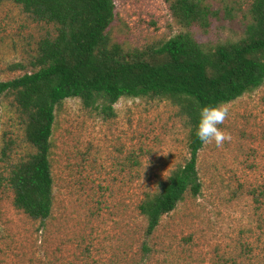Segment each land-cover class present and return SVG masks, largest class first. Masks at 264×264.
Returning <instances> with one entry per match:
<instances>
[{"label": "rangeland", "instance_id": "374dc122", "mask_svg": "<svg viewBox=\"0 0 264 264\" xmlns=\"http://www.w3.org/2000/svg\"><path fill=\"white\" fill-rule=\"evenodd\" d=\"M204 2L207 31L177 24L167 0H113L110 38L132 49L189 32L212 49L244 36L250 0ZM55 35L53 25L0 2V81L22 75L10 68H30L39 41ZM223 107L229 115L220 127L231 139L199 152L201 193L186 196L146 238L140 200L188 157V130L175 106L121 98L104 116L78 99L59 104L52 213L39 221L12 204L9 170L34 149L12 99L0 96V264H264V84Z\"/></svg>", "mask_w": 264, "mask_h": 264}, {"label": "trees", "instance_id": "16d2710c", "mask_svg": "<svg viewBox=\"0 0 264 264\" xmlns=\"http://www.w3.org/2000/svg\"><path fill=\"white\" fill-rule=\"evenodd\" d=\"M4 1L56 31L54 37L39 41L30 68L17 64L10 69L25 72L0 81V96L12 99L25 141L34 149L6 178L14 208L32 220L51 216V136L56 108L64 100L78 99L85 109L104 116L114 114L121 98L166 100L177 108L188 130V157L137 206L149 238L186 196L201 193L197 163L205 144L194 135L199 109L226 105L264 84V0H250L252 21L241 39L212 49L189 32L156 45L125 49L110 38L113 0H0ZM167 2L177 24L207 31L210 13L204 0ZM254 201L260 202L257 197ZM149 249L142 244L144 252Z\"/></svg>", "mask_w": 264, "mask_h": 264}, {"label": "clouds", "instance_id": "9594fccd", "mask_svg": "<svg viewBox=\"0 0 264 264\" xmlns=\"http://www.w3.org/2000/svg\"><path fill=\"white\" fill-rule=\"evenodd\" d=\"M228 115V109L223 106H202L194 126L195 137L203 144L215 143L216 146H221L231 139L230 134L220 127Z\"/></svg>", "mask_w": 264, "mask_h": 264}]
</instances>
